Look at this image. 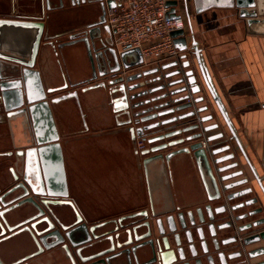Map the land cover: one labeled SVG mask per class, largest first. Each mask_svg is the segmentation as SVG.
Returning a JSON list of instances; mask_svg holds the SVG:
<instances>
[{
	"label": "crops",
	"instance_id": "0c3cea01",
	"mask_svg": "<svg viewBox=\"0 0 264 264\" xmlns=\"http://www.w3.org/2000/svg\"><path fill=\"white\" fill-rule=\"evenodd\" d=\"M171 2L176 3L175 8L170 7V10L173 8L172 14L182 18L187 39H194L201 50L233 131L264 186V26H256L249 31L246 19L241 17L234 0ZM253 10L256 19H261L256 13L257 7ZM8 17L42 24L33 68L40 74L43 89L53 90L48 98L88 86L92 75L91 64L84 44L78 39L90 28L94 31L100 29L98 32L105 44L103 51L114 50L120 54L114 48L111 32H105L106 24H100L102 10L99 3L0 0V19ZM0 32V70L3 71L7 65L21 67L30 62L38 28L4 25ZM99 48L96 42L95 49ZM96 55L98 53L93 57ZM188 58L192 64L193 59ZM134 59L135 55L127 57V61ZM104 70V66L95 63L96 74ZM172 70L175 68L165 72ZM198 96L205 95L200 93L192 98ZM100 97V90L89 91L80 95V108L75 98H69L58 102L53 112L59 141L67 142L62 149L64 184L84 216L89 221L102 219L129 209L140 199L152 200L156 212H174L198 205L206 195L202 176L204 170H198L188 156L175 157L168 168L156 163L150 168L148 176L143 178L142 184L139 183L132 145L124 135L115 133V127L106 128L107 120L103 115L106 108ZM205 105L209 106L206 100L195 107ZM210 114L211 109H208L200 116ZM213 114L214 119L206 125L214 122L221 124L218 130L209 134L225 128L218 112ZM12 130L14 144L22 146L23 137L18 130ZM140 142L137 140V147H140ZM215 143L218 144L217 141ZM10 147L9 129L0 128V152ZM59 162L52 155L43 162L48 179L57 188L60 183L55 173L59 170Z\"/></svg>",
	"mask_w": 264,
	"mask_h": 264
},
{
	"label": "water",
	"instance_id": "95a60500",
	"mask_svg": "<svg viewBox=\"0 0 264 264\" xmlns=\"http://www.w3.org/2000/svg\"><path fill=\"white\" fill-rule=\"evenodd\" d=\"M72 4H94L99 3L102 10V17L100 24L105 23V11L106 8H112L114 3L110 0H70ZM234 5L239 9L241 17L246 19V24L249 31L256 26H264V0H234ZM169 7L175 8L176 3L169 2ZM257 7V11L260 14L261 19H256L254 8ZM170 10L169 16L173 18L175 15ZM249 10V11H248ZM0 25H14L21 27H36L38 28V34L33 46L30 62H27L21 67L18 65H7L0 70V108L6 113L4 120L9 125L11 122H16L20 119V126L27 131H30V124H32L33 133L28 135L31 140L26 141V135L22 133V137L26 144L33 146V143L37 148H29L25 151V162L32 164L34 161L36 164L35 169L39 165L38 162L42 161V158H49L55 154L60 160L61 147L58 143V134L53 121V112L55 105L65 99L75 98L79 108L81 107L80 95L89 91H98L102 93L101 99L108 103L106 110L103 112L104 118L107 120L106 128L110 129L115 127L120 134L127 135L132 145L136 147L137 139L146 140L147 144L151 148L147 152H142V155H148L149 153L156 154V156L145 160L161 159L160 153L168 148L175 147L183 142H193L198 138H203L206 142H218V148L212 151L203 148L202 143L192 144L190 150H198L195 156L202 158L205 166L206 174L213 188V194H209L207 191L208 204L203 207L204 217L207 221L208 230H223L225 228H233L235 233H242L244 231H251L264 225V218L259 220H253L243 226H235V223L244 219H252L256 215L264 214V207L261 204L260 196L264 198V186L262 180L258 176L253 165L248 160V157L244 153L240 146V143L233 131L231 122L228 119L227 113L221 100L213 86L210 74L202 59L201 50L198 48L194 39L190 41L187 39L184 30L171 33L173 38V44L175 48L182 53L179 61L170 62L164 64L160 68L148 70L131 77L118 76L120 72V62L124 61V58L128 55H135L137 62L135 65H139L142 62V58L139 50L135 49L129 52H123L117 54L114 50H109L108 53L104 50L105 44L99 35V30L94 31L90 28L79 36V42L83 43L89 61L91 64L92 75L89 81H97L96 83L86 86L79 91L63 94L56 98H48L53 94V90L43 89L40 74L38 70L33 68L34 57L38 49V44L42 36V24L32 22H14V21H0ZM105 32L109 29L104 26ZM100 38V39H99ZM96 42L99 43L100 48L95 49ZM98 55L93 57V54ZM193 59V63L187 59V56ZM95 63L105 67L104 72L96 74ZM111 65H114L113 67ZM170 68H175L174 71L167 72L163 76L146 80L143 84L138 86H128L127 84L133 79L139 77L150 76L159 70L165 71ZM99 77L100 79H98ZM175 80H170L176 78ZM164 81L161 86L148 89L143 94H139L135 97H128L127 92L133 90L135 87L141 85L148 86L150 84ZM168 81V82H167ZM182 85L181 88L174 91H166L164 94L156 95L151 98H145L143 100H137L144 96L158 93L162 90H167L175 85ZM204 91V92H203ZM186 93L184 97L175 98L164 104H156L151 108H143L151 103H159L161 100L174 95ZM203 93L205 96H198L192 98V96ZM207 101L209 106H202L200 108L195 107L196 104ZM164 107H170L168 110L160 111ZM211 109L212 114L207 116H200L202 113ZM218 112L223 125L222 131L217 132L211 137L206 138L208 132H212L219 129V123L206 125L207 122L214 119V114ZM176 114L167 119H163L166 116ZM157 119H161L158 122H153ZM10 126V125H9ZM180 127V128H176ZM227 130V131H226ZM194 131H198L197 134H192ZM182 134L188 135L184 139H176L177 136ZM150 137L146 139V137ZM235 147H233V143ZM231 154L214 158L216 155L231 151ZM208 151V152H207ZM235 162L226 166H220L222 163L234 160ZM19 157L14 153V166L18 163ZM144 161V163H145ZM59 170L55 174L60 182L59 192L52 193L51 189L57 188L52 186L51 181L48 179L44 169H36L37 184H32L25 179L26 185L15 184L6 193L0 197V264H124V261L118 257V255H111L105 257L113 251V239L107 237L102 239L107 233L99 235L93 232L94 228H104L112 221H106L103 224L96 225L89 228L91 235L85 230V226L81 225L74 228L71 232H67L62 235L57 229L53 231L55 227L53 222L59 226L62 230L67 228L63 227L65 220L69 217L63 216L57 212V217L54 208H60L66 206L64 201L49 202L45 201V196L66 198L65 186H64V170L62 164L59 162ZM216 166V167H215ZM212 168V169H211ZM230 174L221 175L224 172L237 169ZM12 171V170H11ZM221 175V176H220ZM240 180L225 184L226 181L237 179ZM33 180V179H32ZM13 182H17V178L13 176ZM36 185V186H35ZM39 186L40 200L37 201L30 196V192H34V187ZM246 186V188H241ZM10 197V198H7ZM251 197V198H249ZM246 198L243 202L236 203V200ZM222 200L220 206H213L217 201ZM234 203V204H230ZM261 204L258 210H250L241 216H232L233 222L215 225L218 221H221L223 215L227 210L230 213L236 212L241 209H246L258 204ZM52 206V208H50ZM30 212H36V216H32L31 219H36V226L40 227V231L37 232L35 224L31 225L32 230L39 236V242L32 239L28 233L30 242L28 239L21 240L22 244L14 246V249L10 248L8 240L20 233L28 230V228H22L11 234V236H5L6 231L10 232L20 226V224H12L13 221L20 219L24 215H29ZM198 215V223L200 225L205 224L202 209L197 208L195 210ZM192 212L188 214L189 224L191 227H198L195 229L196 234L201 231V227L196 226V222L192 219ZM133 216H126L117 220V223H121L122 220H127ZM29 221V220H28ZM168 228L170 232L174 233L175 227L171 219L167 220ZM79 223L77 220L75 225ZM158 228L160 227V233H162L161 224L158 222ZM123 226L120 225V228ZM181 228H185V224L181 222ZM30 232V231H29ZM47 234L45 236H41ZM127 234V233H126ZM186 243H189V248H193L191 244L190 231L185 232ZM236 235V234H235ZM116 235L114 238H118ZM135 236V235H134ZM200 236V235H199ZM198 236V238H200ZM141 236L136 240L141 239ZM93 242H91V241ZM236 240V239H235ZM260 241H264V231L254 233L246 237L242 241L244 247L257 244ZM110 244V248H105L106 243ZM164 248L167 250L170 248V244L167 238H163ZM173 244L175 250H169L168 252L158 255V264H190L185 260L184 255L181 253L180 239L177 234L173 236ZM105 245V246H104ZM119 247V244H116ZM194 249V248H193ZM193 252V251H192ZM17 254H24L23 258H15ZM135 260L136 255L132 253ZM249 259H254L264 254V246L250 250L248 253ZM52 256V257H51ZM113 257V258H112ZM193 257V255H192ZM112 258V259H110ZM118 258V259H116ZM19 259V260H18ZM110 259V260H109ZM114 260V261H113ZM111 261L113 263H111ZM115 262V263H114ZM138 264V263H137ZM195 264H200L197 261ZM255 264H264L263 262Z\"/></svg>",
	"mask_w": 264,
	"mask_h": 264
},
{
	"label": "flooded vegetation",
	"instance_id": "af4514ba",
	"mask_svg": "<svg viewBox=\"0 0 264 264\" xmlns=\"http://www.w3.org/2000/svg\"><path fill=\"white\" fill-rule=\"evenodd\" d=\"M0 21H14V22H22V21H17L16 19H10L8 18H1ZM4 25H0V28H2ZM1 35V32H0ZM128 56H133V54L128 55ZM126 56L124 58V61L121 63L120 62V72L118 74V76H124V77H131V76H135L137 74H141L142 72L148 71V70H153V69H157L160 68L161 66H163V63L161 64H154L152 66H144L143 65V61L141 62V64L139 65H135V63L137 62V59H134L132 61H127V57ZM182 56V55H181ZM180 56V57H181ZM180 57L177 60L174 61H179ZM189 55L187 56L186 60L189 59L188 58ZM171 61V62H174ZM170 63V62H167ZM174 71V70H172ZM171 72V71H170ZM167 72L165 71H161L159 70L158 72L147 76V77H139L136 79H133L131 82H129L127 85L128 86H138V84L140 83H144L146 80H150V79H154L160 76H163L164 74H166ZM173 78V80L177 79ZM97 81L90 83H84L85 85L88 84L92 85L94 83H96ZM168 82V81H167ZM162 84H164V81H159L157 83L154 84H150L148 86H144L141 85L140 87H134L133 90L127 92V96L130 97H135L139 94H143L145 93L146 90L148 89H152L158 86H161ZM83 86V85H81ZM175 86H179V87H175ZM173 87L175 88H168L167 90H162L158 93L155 94H150L147 96H144L139 100H143L145 98H151L153 96L156 95H162L164 94L166 91H174V90H178L179 88L182 87V85H175ZM86 87V86H85ZM71 93V92H67L66 94ZM186 93H180L177 95H174L173 97H168L166 99L161 100L159 103H151L149 105H147L146 107L143 108H151L152 106H155L156 104H164L167 103L170 100H174L175 98H181L184 97ZM59 97V96H56ZM55 97V98H56ZM102 104L105 105V108H107L108 103L104 100V98H102ZM2 108V107H1ZM0 108V125H5L7 129H9V136H10V140H11V147L8 150H3L0 152V197L6 193L11 187H13L15 184H25L24 181V175H25V179L30 181L32 184H37V179H36V169H39L41 171V169H44L43 167V162L44 159L42 158V161L38 162V166L36 167L35 162L33 161L32 164H30L29 162H25V151L28 150L29 148H37L36 145L33 143V146L26 144V142L24 141V144L22 146H17L14 144V130H12V128H14L15 130L19 131V134L22 135V133L24 135H26V141H28V139L31 140V137H29L28 135L31 133H33V128H32V124H30V131L24 130L21 126H20V119H18L16 122H14V126H12V122L9 123V125L6 123V121L4 120V117L6 116V113L3 112V110ZM170 109V107H164L162 108L160 111L163 110H168ZM176 114H172L169 116L164 117L163 119H167L170 118L172 116H175ZM83 116V113H82ZM161 119H157L153 122H158ZM212 125V124H209ZM176 128H180V127H176ZM119 132V131H115ZM198 131H194L192 134H197ZM29 133V134H28ZM192 134H182L176 137V139H184L186 138L188 135H192ZM216 134V133H215ZM124 135L129 143L132 145L130 138ZM214 134L212 133H207L206 134V138L213 136ZM150 138L149 136L146 137V139ZM140 142L139 146L140 147H136L134 145H132V154H133V161L136 167V171L138 172V180L140 182V184H142V180L144 177H147L150 171V168H152V166H154L156 163H161L164 164L168 167L171 166V162L172 160L177 157V156H188L190 159V162L193 163L198 170L202 171L204 170V172L202 173L203 176V185L205 188V192L206 195L205 197H202V201H200L198 203V205L196 206H191L190 208H185L183 210H176L174 212H172V210H167L165 212H156L154 209V206L152 204V200H142L140 199L139 201H136L135 203H132V206L129 209H125L123 211H119L115 214H110L102 219H97V220H93V221H89L84 214L80 211L79 206L76 203L75 197H73L69 191V188L64 184L65 186V192H66V198H58V197H47L45 196V201H49V202H56V201H64L67 203L66 206H61L60 208H54L55 210V214L57 217V212L59 211V213L63 216L69 217L68 219H66L65 221V225H63V227L67 228L65 231L59 228L58 225H56L54 222V228L52 229L53 231H55L56 229L62 234L65 235L67 232H71L74 228L78 227V226H85V230L86 232H88V235H91L89 232V228L94 227L96 225L99 224H103L106 221H112L113 223H109L107 226H105L104 228H102L101 226L98 228H94L93 232L95 234H99L102 235L104 234V232H106L107 234L102 238H107V237H111L113 239V251L105 254L103 256V259L105 257L111 256V255H118V257H120L123 261L124 264H158L160 261L158 259V255L168 252L169 250H175L174 244H173V236L174 234H177L179 236L180 239V250L181 253L184 255V258L186 261H188L190 264H195L197 261L200 262V264H255V263H260L264 261V254L260 255L254 259H249L248 257V252L250 250L256 249V248H260L262 246H264V241H260L257 244L251 245L249 247H244L241 243L242 241L257 232L260 231H264V225L258 227L257 229H252L251 231H244V232H240V233H235V231L233 230V228H225L223 230H208L207 229V221L206 218L204 217V211H203V207L208 204V200H207V191L209 192V194H213V188L212 185L209 181V178L206 174V170H205V166L204 163L202 161V158H199L198 156H195L198 152V150H190V146L192 144H197V143H202L203 144V148L204 149H208V151H212L218 148L217 143L215 142H206V140L204 141L203 138H198L196 140H194L193 142H183L180 145H177L175 147L172 148H168L160 153L157 154H161L162 158L161 159H157V160H150L149 162H146L145 160H148L149 158H152L154 156H156V154L153 153H149L148 155H142V152H147L151 146L147 144L146 140L144 139H137ZM58 143L61 147V156H60V163L62 164L63 170H64V164H65V160H64V156L62 154V149H63V145L66 144L67 142H60L59 138H58ZM137 144V142H136ZM207 151V152H208ZM14 153L17 154V156L19 157L18 163L16 164V166H14ZM227 154H231V152H226V153H222L216 155L214 158H219L222 156H225ZM198 155V154H197ZM53 159L58 160L57 155L53 154L52 155ZM145 161V163H144ZM235 162L234 160L222 163L221 165H218L217 167L220 166H226L228 164H231ZM216 167V166H215ZM212 169V168H211ZM12 170V171H11ZM237 169H234L232 171H228V172H224L221 175H225V174H230L232 172H235ZM220 175V176H221ZM13 176L17 178V182H13ZM57 177V176H56ZM205 177L208 179L207 181H205ZM58 178V177H57ZM242 177H239L237 179H233V180H229L226 181L224 183L225 184H229L232 182H235L236 180H240ZM33 179V180H32ZM59 180V179H58ZM64 182H65V171H64ZM57 182V181H56ZM60 183V182H58ZM36 186V185H35ZM246 188V186L241 187ZM40 189L39 186L34 187V192H30V196L33 197V199H35L36 201L41 198V194H40ZM52 193H58L59 192V188H53V190L51 189ZM54 191V192H53ZM10 198V197H7ZM251 198V197H249ZM246 198H242L239 200H236V203H240L243 202ZM261 199V204H263L264 207V198L262 196H260ZM222 204V200L217 201L215 204H212L213 206H220ZM230 204H234V203H230ZM261 204L259 203L258 205L249 207V208H244L241 210H238L236 212H232L230 213L229 210H227L226 214L223 215V219L221 221H218L215 225L220 224V223H224L228 226L227 223H232L233 222V218L232 216H241L243 214H245L246 212H249L250 210H258L261 206ZM262 207V206H261ZM50 208H52V206H50ZM197 208L202 209V215L205 221V224L200 225L198 223V215L196 214L195 210ZM192 212V219L193 221L196 222V226L201 227V231L198 234V236L200 238H198L195 229L198 227H191L189 224V212ZM35 214H37L36 212H30L29 215H24L22 216L20 219L13 221L12 224H20V226L10 232L6 231V235L5 236H11V234H14L15 232H17L18 230L22 229V228H28V230H25L24 232L20 233L19 235H16L15 237H12L8 240V243L10 244V248L14 249L15 245L18 244H22L21 240L23 239H28V241L30 242V238L28 236V233L31 235L32 239H35L36 241L39 242V236L36 235V233L32 230L31 225L36 223V219H31L32 216H36ZM126 216H133L132 218H128L127 220H122L121 223H117L116 221L124 218ZM264 218V214H259L256 215L255 217H253L252 219H244L240 222L235 223V226H243L253 220H259V219H263ZM171 219L173 222V225L175 227V231L174 233L170 232L169 228H168V222L167 220ZM29 220V221H28ZM79 221V223H76V221ZM158 222L161 224V229H162V233H160V227L158 228ZM181 222H183L185 224V228L182 229L181 228ZM120 225H122L123 227L120 228ZM35 228L37 230V232L40 231V227L36 226L35 224ZM197 230V229H196ZM190 231L191 233V244L193 246V248H189V243H186V234L185 232ZM127 233V234H126ZM236 234V235H235ZM47 234H43L41 236H45ZM116 235H118V238H114ZM137 238L141 237V236H145L142 237L139 240L135 239V236ZM163 238H167L169 244H170V248L169 249H165L164 248V243L162 242ZM236 239V240H235ZM91 241V240H90ZM93 242V241H91ZM106 246L105 248H110V244H108V242H105ZM116 244H119V247L116 246ZM193 251V252H192ZM136 255L135 260L133 258V254ZM165 255H167L165 253ZM193 255V257H192ZM25 255L24 254H17V256H15V259L17 258H23ZM168 256V255H167ZM52 257V256H51ZM113 258V257H112ZM110 258V259H112ZM109 259V260H110ZM118 259V258H116ZM19 260V259H18ZM114 261V260H113ZM111 263H113L111 261ZM115 263V262H114ZM23 264V263H22Z\"/></svg>",
	"mask_w": 264,
	"mask_h": 264
},
{
	"label": "built area",
	"instance_id": "2783aa9c",
	"mask_svg": "<svg viewBox=\"0 0 264 264\" xmlns=\"http://www.w3.org/2000/svg\"><path fill=\"white\" fill-rule=\"evenodd\" d=\"M107 1V0H104ZM105 24L112 34L118 53L139 50L143 65L152 66L177 60L182 53L171 33L184 30L180 16H169L172 0H110Z\"/></svg>",
	"mask_w": 264,
	"mask_h": 264
},
{
	"label": "rangeland",
	"instance_id": "374dc122",
	"mask_svg": "<svg viewBox=\"0 0 264 264\" xmlns=\"http://www.w3.org/2000/svg\"><path fill=\"white\" fill-rule=\"evenodd\" d=\"M0 128H2V130L4 129V128H6V126L5 125H0ZM139 176V175H138ZM140 183V182H139Z\"/></svg>",
	"mask_w": 264,
	"mask_h": 264
}]
</instances>
